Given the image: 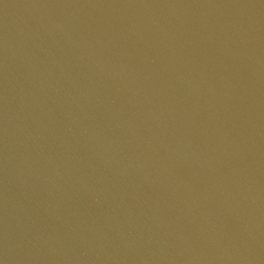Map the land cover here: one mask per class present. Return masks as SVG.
<instances>
[{
	"label": "water",
	"instance_id": "obj_1",
	"mask_svg": "<svg viewBox=\"0 0 264 264\" xmlns=\"http://www.w3.org/2000/svg\"><path fill=\"white\" fill-rule=\"evenodd\" d=\"M0 264H264V0H0Z\"/></svg>",
	"mask_w": 264,
	"mask_h": 264
}]
</instances>
